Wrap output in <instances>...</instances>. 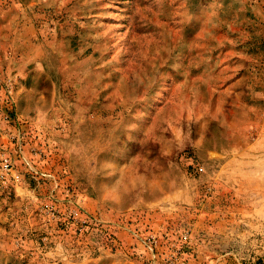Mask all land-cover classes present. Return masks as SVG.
Instances as JSON below:
<instances>
[{"label": "rangeland", "instance_id": "374dc122", "mask_svg": "<svg viewBox=\"0 0 264 264\" xmlns=\"http://www.w3.org/2000/svg\"><path fill=\"white\" fill-rule=\"evenodd\" d=\"M0 264H264V0H0Z\"/></svg>", "mask_w": 264, "mask_h": 264}, {"label": "built area", "instance_id": "2783aa9c", "mask_svg": "<svg viewBox=\"0 0 264 264\" xmlns=\"http://www.w3.org/2000/svg\"><path fill=\"white\" fill-rule=\"evenodd\" d=\"M2 171H11L10 165L7 162H4L1 166Z\"/></svg>", "mask_w": 264, "mask_h": 264}]
</instances>
